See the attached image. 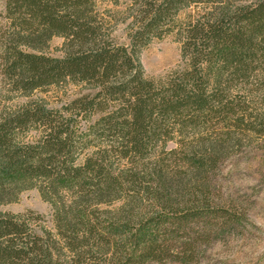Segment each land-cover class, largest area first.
Wrapping results in <instances>:
<instances>
[{
    "label": "trees",
    "instance_id": "obj_1",
    "mask_svg": "<svg viewBox=\"0 0 264 264\" xmlns=\"http://www.w3.org/2000/svg\"><path fill=\"white\" fill-rule=\"evenodd\" d=\"M120 7L3 0L0 206L37 189L54 232L41 215L0 212V264H199L243 219L216 179L264 142V0ZM192 7L203 8L179 21ZM170 35L184 67L148 79L140 54ZM54 38L61 58L45 54ZM67 85L82 92L61 109L31 99ZM18 97L30 100L9 106Z\"/></svg>",
    "mask_w": 264,
    "mask_h": 264
},
{
    "label": "rangeland",
    "instance_id": "obj_2",
    "mask_svg": "<svg viewBox=\"0 0 264 264\" xmlns=\"http://www.w3.org/2000/svg\"><path fill=\"white\" fill-rule=\"evenodd\" d=\"M121 10L130 0H119ZM107 8L112 5L108 4ZM203 8V7H200ZM199 8V10H200ZM196 7L183 11L179 21L194 15ZM3 0H0V12ZM117 42L127 44L125 26L120 25L114 35ZM64 40L54 38L45 54L53 58L63 56L61 49ZM140 62L148 79L163 80L184 67L181 56V43L175 35L153 41L140 54ZM82 92L81 87L67 85L50 88L47 92H36L31 99L44 100L50 108L61 109ZM30 99L18 97L9 106L24 104ZM99 119L98 115L88 120H80L82 132ZM260 147L245 150L229 159L217 177L223 197L244 213L243 219L228 232L214 239L199 264H264V142ZM91 151H86L83 158ZM0 212L25 215L34 213L44 217L46 228L54 232V211L50 203L43 200L37 189L23 192L15 203L0 206ZM180 264V263H172Z\"/></svg>",
    "mask_w": 264,
    "mask_h": 264
}]
</instances>
